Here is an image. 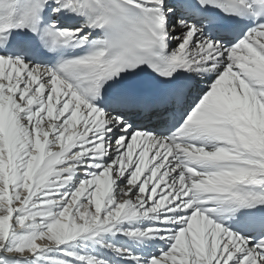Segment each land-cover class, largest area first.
I'll use <instances>...</instances> for the list:
<instances>
[{
	"label": "snow or ice",
	"instance_id": "obj_1",
	"mask_svg": "<svg viewBox=\"0 0 264 264\" xmlns=\"http://www.w3.org/2000/svg\"><path fill=\"white\" fill-rule=\"evenodd\" d=\"M0 264H264V0H0Z\"/></svg>",
	"mask_w": 264,
	"mask_h": 264
}]
</instances>
